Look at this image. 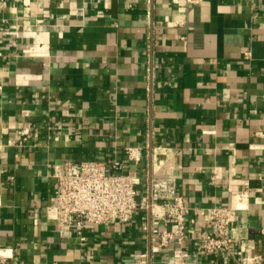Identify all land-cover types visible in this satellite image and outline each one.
<instances>
[{"label": "crops", "instance_id": "obj_1", "mask_svg": "<svg viewBox=\"0 0 264 264\" xmlns=\"http://www.w3.org/2000/svg\"><path fill=\"white\" fill-rule=\"evenodd\" d=\"M127 145H148L140 163ZM83 159L126 162L142 192L172 178L191 264H241L248 241L264 255V0H0V248L18 264H173L175 241L150 251L151 207L84 242L59 233L54 172ZM228 205L234 247L207 257L201 210Z\"/></svg>", "mask_w": 264, "mask_h": 264}, {"label": "built area", "instance_id": "obj_2", "mask_svg": "<svg viewBox=\"0 0 264 264\" xmlns=\"http://www.w3.org/2000/svg\"><path fill=\"white\" fill-rule=\"evenodd\" d=\"M244 54L248 58L252 55L249 50ZM146 146L127 145L124 151L127 161L140 163ZM54 176L57 182L55 201L47 207V214L56 222L61 235L73 231L84 242L89 228L102 223L127 222L139 206L151 207L155 218L163 220V226L152 237L150 251H159L175 241L179 249L173 256V264H191L189 253L183 247L188 231L186 200L172 178L154 176L150 186L142 192L138 187L137 171L128 169L126 162L118 159L66 161ZM201 213L212 223V230L200 234L203 253L207 257L230 253L234 247L232 225L237 218V207L212 206L202 209ZM260 232L264 235V226ZM243 244L241 264H264V255L255 251L253 242ZM0 264L18 263L0 248Z\"/></svg>", "mask_w": 264, "mask_h": 264}]
</instances>
